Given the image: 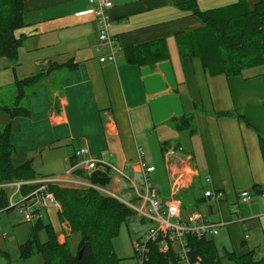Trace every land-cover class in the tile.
Masks as SVG:
<instances>
[{
    "label": "crops",
    "instance_id": "1",
    "mask_svg": "<svg viewBox=\"0 0 264 264\" xmlns=\"http://www.w3.org/2000/svg\"><path fill=\"white\" fill-rule=\"evenodd\" d=\"M110 1V34L118 51L114 62L102 63L98 58L105 51L97 47V24L87 0L23 1V25L14 31L22 39L17 58L2 59L0 66L12 69L17 80L42 74L40 78L47 84L37 89L44 97L39 112L31 107L35 92L26 97L30 88L25 89L29 116L12 121L9 142L15 153L11 163L30 160L33 165L27 154L34 152L33 138H42L39 142L44 148L61 151L60 167L51 174L64 175V165L73 161L75 150L86 147L94 157L106 155L122 174L140 184L138 149L144 162L155 167L152 180L157 172L154 151L159 150L165 172L163 151L179 146L190 154L193 171L189 186L177 195L182 217L196 211L209 222H224L213 237L215 243L237 256L244 255L263 242L264 233V198L254 195L249 203L238 198L242 190L256 194L264 187L260 147V139H264V70L249 69L244 72L247 78L210 76L199 59L181 57L175 34L202 25L183 7L188 0ZM245 1L252 5L257 0ZM236 2L197 0L196 4L206 11ZM54 77V83L48 81ZM14 81L7 80L15 88ZM190 115V128L178 131L173 119ZM40 158L45 165H56L43 151ZM108 175L112 182L108 186L114 188L106 193L128 200V193H122L129 180L113 172ZM166 185L169 196L168 179ZM205 190L222 192L223 197L210 201L204 197ZM57 212L44 210L47 223L56 234L63 228L70 235L69 225L59 222ZM220 232L223 239L216 238Z\"/></svg>",
    "mask_w": 264,
    "mask_h": 264
},
{
    "label": "trees",
    "instance_id": "2",
    "mask_svg": "<svg viewBox=\"0 0 264 264\" xmlns=\"http://www.w3.org/2000/svg\"><path fill=\"white\" fill-rule=\"evenodd\" d=\"M24 0H0V58L13 61L22 39L14 36V31L23 25ZM197 0H188L183 6L197 16L201 27L175 34V44L179 55L199 59L203 70L210 76L223 74L243 76L247 69L262 65L264 56V0L248 5L245 0L225 7L201 11ZM163 57V56H162ZM42 76L36 74L15 81V103L13 107L2 106L9 120L0 126V185L36 179L31 161L14 166L11 157L15 153L9 142L12 121L17 117H28L29 112L18 103L25 95V88L34 85ZM227 115V114H221ZM244 121L242 114H237ZM191 115L174 118L178 131L190 128ZM261 154L264 159V139H260ZM74 175L86 180L91 186L70 187L52 185L49 190L61 205L57 212L59 222H67L70 235L77 238L74 251L67 240L59 244L56 232L42 218L34 222V228L25 241L18 246L19 258L29 259L33 254L41 256L42 264H118L119 258L113 251L112 238L118 234L123 222L132 221L135 212L119 199L101 191L111 181L108 172H93L90 175L76 170ZM93 186V187H92ZM22 186L21 194L28 192ZM0 209L8 211L5 191L0 189ZM142 221V219H140ZM45 230L46 239L40 242L36 231ZM264 243V233H263ZM191 255L200 259L201 264H264V256H258V246L244 255L237 256L225 247L219 248L213 237L196 239L188 237ZM81 251L79 255V251ZM148 264H178L173 254L161 255L151 250Z\"/></svg>",
    "mask_w": 264,
    "mask_h": 264
},
{
    "label": "built area",
    "instance_id": "3",
    "mask_svg": "<svg viewBox=\"0 0 264 264\" xmlns=\"http://www.w3.org/2000/svg\"><path fill=\"white\" fill-rule=\"evenodd\" d=\"M90 11L95 17L98 29L97 47L105 53L99 58V62H114L117 57L118 47L110 34L112 26L109 9L112 7L110 0H87ZM137 166L139 168L141 183L129 179L105 156L94 157L86 147L75 150L73 161L69 162L65 174L62 177L39 178L31 181L12 182L0 186H14L15 190L10 196L9 205L23 215L24 221L35 222L42 218L44 210L52 208L61 210L59 201L49 190L52 185L80 187L91 186L81 178H71L76 170L90 175L93 172H113L123 179L129 180L130 192L133 199H119L130 208L142 220L148 222L147 230L133 240L134 264H148L151 250L161 255L170 253L176 258L178 264H201L200 259L193 257L188 244V237L201 239L215 237L218 227L224 223H212L207 221L199 212L192 211L186 218L182 217V203L177 195L190 184L191 156L181 147L168 146L163 151L164 169L169 183L168 198H161L151 181V174L155 167L147 165L143 159V153L138 149ZM208 180V179H206ZM24 185H32L33 188L26 194H21L19 189ZM78 185V186H76ZM93 187V186H92ZM19 196L16 201L12 197ZM254 195L264 198V187L252 194L249 190H242L238 194L241 203H249ZM204 197L210 201H217L223 197L222 192L205 190ZM5 237V234L2 233Z\"/></svg>",
    "mask_w": 264,
    "mask_h": 264
},
{
    "label": "rangeland",
    "instance_id": "4",
    "mask_svg": "<svg viewBox=\"0 0 264 264\" xmlns=\"http://www.w3.org/2000/svg\"><path fill=\"white\" fill-rule=\"evenodd\" d=\"M2 59L7 60L5 58H0V61ZM263 59H264V56H263ZM6 62L10 63L9 61H6ZM4 69H5V65H1L0 70H4ZM250 69H254L255 72L264 70V60H263L262 65H258ZM246 71H250V70L247 69ZM15 74H17V71L15 72ZM5 76H6V79H5ZM54 78L55 79L49 78L48 81L51 83H54L57 77H54ZM9 79L12 81L14 80L17 81L18 79L14 76L12 69H9V70L6 69L4 70V73H0V107L2 106L13 107L15 103V96H14L15 94H13L15 88L13 87L11 82H7V80ZM15 81H14V85H15ZM43 84L45 85L47 84V81L44 77L40 78L34 84L33 88L29 86L26 87V88H30L27 90L26 97L30 96V95H27L29 94L30 91L35 92L34 94L31 95L34 97V101H35V103L31 107L36 112H39L41 110V102H43L44 100V97L40 95V93L37 90ZM45 92L48 95V92L46 91V86H45ZM26 97L24 96V98L19 101L18 103L19 107H24V108L27 107L28 103H27ZM27 108L29 109V106ZM7 121H8L7 115L0 109V126H3ZM33 139H34V142L33 144H31V146H33L31 149L34 152H30L27 154L28 159H32V163H34L32 165L33 170L38 174V176L43 175L44 176L43 178H54V177L62 176L63 172L61 174H56V173L51 174L54 169H57L60 167V164H58L57 161L59 160L61 151H55V149L53 150V149L44 148L43 147L44 143L39 142V140H41L42 138H33ZM20 147H22V144ZM42 151L44 152L45 156H49L55 159L56 161L55 166L45 165V162L41 161L40 154H42ZM154 152H156V154L154 156L153 163H155L157 172L153 176L151 181H152L153 186L158 191V193L161 192L164 197H167L168 196L167 185H166L167 177L161 165L160 152L159 150H156ZM19 163L20 162L18 163L15 162L14 166L18 165ZM66 167L67 166L64 165L65 169ZM65 169H63V171H65ZM39 178L37 177L36 179H39ZM24 186L29 188L28 191L33 188L32 185H24ZM82 187H85V186H82ZM129 187H130L129 185H126V188L124 192L122 193L123 194L122 196H124L125 193H128L126 195L127 196L126 198L129 201H131L133 199V195H132V192H130ZM2 188L5 191L6 200L9 202L10 196L14 192L15 187L14 186H3V187L0 186V189ZM113 188L114 186H107L105 190L101 189V191L106 193L108 190H112ZM18 198L19 196L17 194L14 197H12V201L14 202ZM9 207L11 206L9 205ZM42 219L45 223H47L49 220L45 213H43ZM140 219L141 218L138 217L137 214H135L132 221L128 222L127 224L122 222L119 226L118 234H116L112 238L113 251L115 255L119 258L118 264H134V252H133V246H132L133 240L136 234L146 231L148 228V222L146 220L140 221ZM33 223L34 222L32 223L25 222L23 215L20 214L18 210H16L15 208L8 210V211L0 209V264H42L43 263L41 256L38 254H33L27 260H21L19 258L18 246L25 241L26 237L29 236V233L35 226V224ZM54 223L56 225L55 227H58L56 220L54 221ZM2 233L5 234V237L2 236ZM36 233L38 235L39 241L44 242L46 239L45 230L36 231ZM66 233L67 232L65 229L63 228L59 229L56 234L57 235L56 240L59 244H62L67 240V244L72 249V251H74L76 247V243H77V238L73 235H67ZM223 237H224V233L220 232V235L216 238L223 239ZM61 240H64V241L61 242ZM262 256H264V243L263 242H261V244L258 245V256L257 257H262Z\"/></svg>",
    "mask_w": 264,
    "mask_h": 264
},
{
    "label": "water",
    "instance_id": "5",
    "mask_svg": "<svg viewBox=\"0 0 264 264\" xmlns=\"http://www.w3.org/2000/svg\"><path fill=\"white\" fill-rule=\"evenodd\" d=\"M81 251H82V250L79 251V255H80Z\"/></svg>",
    "mask_w": 264,
    "mask_h": 264
}]
</instances>
